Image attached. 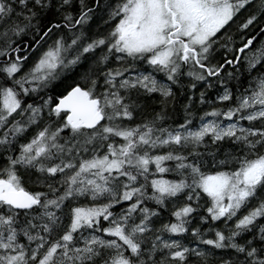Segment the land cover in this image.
Instances as JSON below:
<instances>
[{"label":"snow or ice","instance_id":"6c2138e0","mask_svg":"<svg viewBox=\"0 0 264 264\" xmlns=\"http://www.w3.org/2000/svg\"><path fill=\"white\" fill-rule=\"evenodd\" d=\"M95 4L110 8L105 23H115L107 35L86 39L82 29L96 15L86 0H79L76 15L74 0H0V57L6 58L0 66V129H6L0 134L6 160L0 168V264H186L192 254L200 264H264V225L257 223L264 219V0ZM234 25L243 37L239 47ZM257 25L258 33L244 35ZM77 28L78 35L72 32ZM64 29L72 32L70 43L60 34ZM89 57V68L57 103L47 92L42 103H26V97L44 92ZM113 62L120 66L112 67ZM138 62L152 71H140ZM185 74L189 88L198 82L206 86L199 93L201 105L215 85L223 86L218 101L234 104L206 111L195 128L191 101L176 128L162 126L163 111L134 127L123 124L151 94L176 102L173 88L182 86ZM228 82H234L232 88ZM45 108L54 119L42 125ZM32 126L37 131L19 144V155L10 154ZM66 129L72 133L67 139L61 136ZM158 148L168 151L152 155ZM89 151L90 158L81 155ZM166 161L174 167H165ZM210 167L214 171H205ZM156 173L178 179H150ZM26 182L48 191L30 190ZM202 194L210 203L202 222L223 219L227 225L242 207L250 210L234 228L210 227L214 238L193 229L192 236L211 246L207 252L155 234L152 218L160 211L147 202L161 210L171 204L177 222L162 230L183 235L197 218ZM181 197L185 201L177 208ZM248 232L252 239L239 242ZM216 250L223 254L217 257Z\"/></svg>","mask_w":264,"mask_h":264},{"label":"trees","instance_id":"16d2710c","mask_svg":"<svg viewBox=\"0 0 264 264\" xmlns=\"http://www.w3.org/2000/svg\"><path fill=\"white\" fill-rule=\"evenodd\" d=\"M76 1H79V0H76ZM109 2H110V0H107L108 4H109ZM101 3H102V5H105V0H102ZM74 4L77 5V3H75V2H74ZM94 5L95 4H92V7ZM76 9H77L76 12H78L79 6H76ZM105 9H106V7H102L101 11H104ZM101 11H99V13L96 12V15L102 14ZM96 15H94V16H96ZM243 15L246 16L247 13H244ZM114 23H115V21H112L111 24H114ZM233 27H235V25ZM233 27H232V33H234V36H233V38H234L236 36H235V32L233 31ZM65 30L66 29H64V31ZM258 32H259V25L254 26L252 29H250L244 35L251 36V35L256 34ZM64 36H66V35L64 34ZM242 38L243 37L240 34L239 38H237L236 40L234 39L236 47L240 46V42H241ZM136 67L139 70L145 71V70H149L148 68L150 66H148L144 62H138ZM186 70L187 69H185V71ZM63 73L66 75V80H68V81H66V80L63 81V80H60L57 78L56 80H54L49 85V87L47 89L44 90V92H40L38 95L32 94L29 97H26L25 98L26 103H33L34 100L41 102V100L39 99L40 97H45V99L47 98L45 96V92H47L48 95L52 96L53 105L55 103H57L58 101L56 98L59 97L61 93L65 92V89L68 87V85L70 83H72L73 81H79L81 78V72L76 71L75 69H73V72L66 70ZM158 75H159L158 77L161 78V80L162 79L166 80V79H164V76L162 73H159ZM186 77H187L186 74L181 77V85L182 86H178V87L173 88V91L176 92V94H177L176 102L165 103L164 98L159 93L151 94L149 97H146L142 100L143 108L138 109L137 112L134 113L133 120L132 121L125 120V121H123V124L124 125H130V126L134 127L137 124H142V123L151 121L157 113H161L163 111L166 114V119L163 122H161L162 126L163 127H169V128H176V127H178L179 124L183 123L185 120L186 112H185L184 105L188 104L189 101H191L192 107H191V109H189L191 116L189 118L192 119V126L195 128V127L199 126L200 117L203 116L206 111H211L213 109V107L227 108L229 105L234 104V101H228V102H223V103L215 101L216 97L214 95V91L217 88V86L216 87L214 86V88L207 89V92H206L207 102L205 104L201 105L200 101H199V93L201 91H205L206 86L203 83L198 82L197 88L191 89L188 87V84L190 83V78L189 77L186 78ZM76 79H78V80H76ZM212 83L215 84V78H212ZM233 83L234 82H228V86L230 88H232ZM220 86H222V85H220ZM221 90H223V86H222V88L218 89L217 93H222V92H220ZM233 91L235 92L236 90L233 88ZM197 105H199V107ZM47 112H48V109L47 108L44 109L45 115L41 121L42 125L45 122L51 123L52 120L54 119V118L48 117ZM25 119H26V117H25ZM207 119H211V117H208ZM241 123L245 127L248 126L247 121H242ZM254 123L258 124V122H254ZM53 126H55V125H53ZM32 127L35 129V132H36L37 127L36 126H32ZM4 131H6V129L3 130V132ZM71 135H72L71 131L67 130V129L63 133H61V136L64 137L65 139L70 138ZM31 138L32 137L27 138L23 134L21 137L18 138V142H17V144H15L13 146V148H19V144L26 143ZM113 139L117 144H120L123 142L120 138H113ZM167 151H168L167 148H164L163 150L158 148V149L152 150L151 154L152 155H157V154L163 155V154H166ZM101 154H103V152H101ZM81 155H83L85 158H90L92 155V152L89 151V152L83 153ZM0 157H3V155L2 156L0 155ZM174 164H175L174 161H166L164 166L171 168V167H174ZM5 165H6V161H5L4 165L0 168H3ZM205 171H208L211 173L212 171H214V169H212L210 167V168L205 169ZM150 172H153V173L156 172L154 164L150 165ZM57 178L58 179L60 178L59 175ZM161 178L162 179H178V177L176 175H174L173 173H163V174L156 173V175H154V176L150 175V179H161ZM25 186L28 187L30 190H33V191H35V190L48 191V189L46 187H44L42 184L29 183L27 185L25 184ZM151 191H152L151 188H149V194H151ZM184 201H185V198L181 197L179 202L177 203V208L179 206H181ZM80 202L83 204H88L89 200L87 201L86 199L82 198ZM129 203L130 202H126L125 206H127V204H129ZM253 204H256V201H253ZM147 206L150 208H153L155 210L160 211L159 217H153L152 218L151 227L153 228L155 234L160 235L164 240H169V241L177 240L183 246H187V247L192 248V249L203 250L205 252H207L211 248V246L201 244L196 237L192 236L191 233H192L193 229L199 228L202 233H206L205 238H214V233L207 231L210 227L214 228V229H221V230H224L226 228V226H227V228H234L236 220L238 218L242 217L243 215L247 214V212L250 210V207H242L240 209V211L237 213L236 217H233L232 220L227 221V225L225 224V221L223 219L220 221H213L211 219H208L207 222L205 223V222H202L200 220V217L201 216H203V217L208 216V214L206 212V208L208 206H210V203L208 201V198L206 197V194H202L201 195V207L199 209V212L197 214H194V215H196L197 218L193 219L191 221V223L189 225H187L189 228V231L183 235H176V234H171L167 231L162 230L164 225L177 222L176 217L172 215V211L175 210V209H173L172 205L169 204L168 207L163 209V210H161L159 208V206L155 205L154 202H147ZM193 206H195L194 203H193ZM117 210L119 211L121 209L118 207ZM101 223L103 226H107L106 221L102 220ZM257 223L264 225V219L258 220ZM253 231L256 233V236L258 239L259 238L258 228L253 229ZM252 234H253L252 232L245 233L242 238H238V241L243 242L244 239H252ZM229 251H234V250H229ZM164 254L165 255L167 254V250H165ZM222 254H223V250H216L217 257H219ZM186 264H200V260L194 254H192V255L188 256V260H187Z\"/></svg>","mask_w":264,"mask_h":264},{"label":"bare ground","instance_id":"6f19581e","mask_svg":"<svg viewBox=\"0 0 264 264\" xmlns=\"http://www.w3.org/2000/svg\"><path fill=\"white\" fill-rule=\"evenodd\" d=\"M74 2L75 3H77V5H75L74 4V6H73V8H72V13H73V15H76V6H79V1H76V0H74ZM100 2H102V0H100ZM120 2V0H110V2H109V4H111L112 6H115L117 3H119ZM86 3L89 5V6H91L92 7V4H95V0H86ZM101 5H102V3H101ZM94 8H96V12H98L99 13V11H101V8L102 7H96V4L93 6ZM101 13H102V11H101ZM98 15H100V14H98ZM100 16H93V18H92V20L90 21V23H89V25H87L84 29H82V31H84V33H85V37L87 38V39H90V38H95V34L97 33V32H104L103 30L104 29H109L111 26H112V22L111 23H108V24H106L105 23V20H107L108 19V15L103 19V20H100L101 18H99ZM96 22V24L94 25V23ZM94 25V26H93ZM96 27V29H94ZM233 29L234 30H236V26L235 27H233ZM80 31H81V29H79V28H77V29H73L72 30V32H75L77 35L80 33ZM95 31H97V32H95ZM72 32H69V31H67V30H62L61 31V33L60 34H62V35H66L65 36V38L66 39H69V37H71V35H72ZM95 32V33H94ZM101 34H99V36H100ZM107 35V34H106ZM236 40V39H235ZM69 42H70V39H69ZM100 49H97V53L99 54L100 53ZM15 54H13V56H14ZM6 58H4V57H0V66H2V64H3V62H4V60H5ZM90 60H91V57H89L88 59H85L84 60V62L83 63H81L80 65H78V66H76L75 68H73V69H75L76 71H80L81 72V75L89 68V66H90ZM111 66L112 67H119L120 66V64H119V62H113L112 64H111ZM27 67H31V58H30V60H29V62H28V64H27ZM73 69H70L69 71H71V72H73ZM187 71V70H186ZM186 71H185V73H186ZM3 76H4V74L2 73V72H0V79H3ZM187 78V77H186ZM58 79H60V80H63V81H65L66 80V75L62 72L61 74H60V76L58 77ZM76 80H78V79H76ZM66 81H68V80H66ZM9 84H10V81L8 82ZM201 83H203V82H201ZM204 84V83H203ZM215 87H216V85H215ZM214 88V87H213ZM220 88H222V87H220ZM220 88H216L215 89V91H214V95H215V97H216V100L215 101H217V102H220V101H218V99H217V91H218V89H220ZM223 90H221L220 92H222ZM44 99H45V97H44ZM43 101L41 100V103H42ZM198 107H199V105H197ZM3 130H5V129H0V134H2L3 133ZM35 134V129L33 128V127H30L29 129H28V131L26 132V133H24V135L27 137V138H30V137H32L33 135ZM91 152V151H90ZM10 154H12V155H19V151H18V148H13L12 149V152L10 153ZM81 154H83V153H81ZM2 156V155H1ZM5 158H4V156L3 157H0V167H2L3 165H4V163H5ZM56 162H58V161H56ZM35 179V175L33 176V180ZM29 183H32V182H29ZM28 182H26V185L27 184H29ZM87 200V199H86ZM88 201V200H87ZM21 242L22 243H24L25 242V240L23 239V238H21ZM183 246V245H182Z\"/></svg>","mask_w":264,"mask_h":264},{"label":"rangeland","instance_id":"374dc122","mask_svg":"<svg viewBox=\"0 0 264 264\" xmlns=\"http://www.w3.org/2000/svg\"><path fill=\"white\" fill-rule=\"evenodd\" d=\"M114 7V6H113ZM111 11V9L110 8H106L104 11H102V14H100V15H97V16H100L99 18H101L100 20H103L107 15H108V13ZM96 24V22L94 23V25ZM93 25V26H94ZM94 29H96V27L94 28ZM110 29V28H109ZM108 28L107 29H104L103 31L104 32H97V31H95V32H97L96 34H95V38H99V37H101V36H105L106 34H107V32H108V30H109ZM94 32V33H95ZM99 34H101L100 36H99ZM86 38V37H85ZM87 39V38H86ZM52 43V41L50 40L49 42H48V44H51ZM149 70H145V71H143V72H145V74H147L148 72H151L152 71V69H151V67H149L148 68ZM140 71H142V70H140ZM136 73H133V75H135ZM159 74V73H158ZM158 74H156L157 75V79H160L161 80V78H159L158 76ZM82 76V75H81ZM165 79V78H164ZM163 80V79H162ZM165 83H167L166 82V80H163ZM46 109V108H45ZM234 120H235V118H234ZM159 149H161V150H163L164 148H159Z\"/></svg>","mask_w":264,"mask_h":264},{"label":"flooded vegetation","instance_id":"af4514ba","mask_svg":"<svg viewBox=\"0 0 264 264\" xmlns=\"http://www.w3.org/2000/svg\"><path fill=\"white\" fill-rule=\"evenodd\" d=\"M233 31L235 32V36H236V37H234L233 39H237V38H239V37H240V33L236 32V30H234V29H233ZM215 59H217V60L220 59V53H219V52L216 53ZM216 86H217V88L222 87V86H220V85H219V86L216 85Z\"/></svg>","mask_w":264,"mask_h":264}]
</instances>
